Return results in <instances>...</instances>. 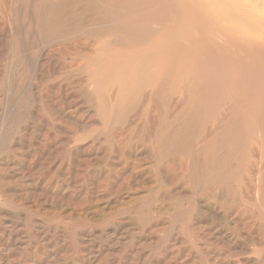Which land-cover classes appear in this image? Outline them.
Listing matches in <instances>:
<instances>
[{
  "label": "bare ground",
  "instance_id": "1",
  "mask_svg": "<svg viewBox=\"0 0 264 264\" xmlns=\"http://www.w3.org/2000/svg\"><path fill=\"white\" fill-rule=\"evenodd\" d=\"M19 2L0 264H264V0Z\"/></svg>",
  "mask_w": 264,
  "mask_h": 264
},
{
  "label": "rangeland",
  "instance_id": "2",
  "mask_svg": "<svg viewBox=\"0 0 264 264\" xmlns=\"http://www.w3.org/2000/svg\"><path fill=\"white\" fill-rule=\"evenodd\" d=\"M15 1H16V0H15ZM17 1H18V2H19V1L21 2V1H22V2H23V1H26V0H17ZM20 2H19V3H20ZM0 20H2V21H1L2 24L0 23V26H4V25H6L5 27H7V23H6V21H5L4 19H0ZM3 21H4V22H3ZM3 23H4V24H3ZM20 25H21V23H20ZM18 26H19V24H18ZM24 26H25V25H23V27H24ZM19 27L23 28L22 26H19ZM24 28H27V27L25 26ZM3 29H5V28H3ZM5 30H6V29H5ZM22 30H23V29H20V30H19V31H21L20 33H19V31H18L19 36H22V35H23L22 33H24V32L26 33V32H27V31H25V30H27V29H24L23 32H22ZM25 33H24V34H25ZM18 34H17V35H18ZM0 37L3 38V39H2V38H1V39H2V41L4 42V44H6V42H5V40H4L5 36H4V37H3V36H0ZM22 37H23V36H22ZM3 42H1V43H2L1 47H3V48L5 47V49H7V47L3 44ZM5 49H3L4 52H5ZM35 52H37V51H35ZM28 54L31 55L32 52L30 51V53H28ZM26 55H27V54H26ZM32 56H33V54H32ZM5 60H6V59H5ZM5 60H3V61H4L3 63H4V64H6V63L8 64L9 61L6 60V62H5ZM53 62H54V61H53ZM19 70H20V71H19ZM19 70H16V71H17L20 75H19L16 71H13L14 74H12V76H13V75H14V76H13V77L11 76V77H12L11 79H14V78L17 79V80H14V82H15V89H17V88L19 87L18 85H20V84H21L20 87H19L20 89H22V88H23V89H26L27 87H28L27 89H36L35 86H36L38 89H51V88L54 86L52 89H56V87H57L58 84H60V85H58L59 88L61 87L60 89H66V88H64V87H65V83H63V81H61L60 79H57V80L55 81V80H52V79L49 77V79L45 82V81H43V80H41V79L39 80V78L33 76L32 71L30 72V70H29V71L26 70V72H28L27 76L25 75L26 72L23 71V70H25V69H22V70L19 69ZM7 71H8V69H7ZM15 72H16V73H15ZM21 72H22V73H21ZM23 72H25V73H23ZM29 72H30V73H29ZM22 74H24V75H22ZM29 74H30V75H29ZM28 75L30 76V82L28 81V80H29V79H28V78H29ZM15 76H16V77H15ZM18 76H20V79L23 77L24 80H23V79H21V81L18 80V79H19ZM25 77H27V79H26ZM33 77H34L35 79H34ZM50 79H51V80H50ZM22 80H23L24 82H23ZM25 80H27L28 82L25 81ZM36 80H37V81H36ZM18 81H20V82L17 83ZM39 81H40L41 83H40ZM48 81H50V82H52V83H50V82H48ZM35 82H36V83H35ZM44 82H45V83H44ZM53 82H54V83H53ZM59 82H60V83H59ZM27 83H28V84L32 83V84H31V85H28ZM38 83L40 84V87H41V88L39 87V84H38ZM55 83H56V84L58 83V84L56 85ZM61 83H62V86H61ZM23 84H26L25 87H24ZM35 84H36V85H35ZM51 84H52V85H51ZM16 85H17L18 87H17ZM34 85H35V86H34ZM37 85H38V86H37ZM42 85H43V86H42ZM46 85H47V86H46ZM21 86H22V88H21ZM45 86H46V87H45ZM50 86H51V87H50ZM44 87H45V88H44ZM19 88H18V89H19Z\"/></svg>",
  "mask_w": 264,
  "mask_h": 264
}]
</instances>
